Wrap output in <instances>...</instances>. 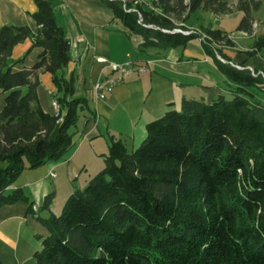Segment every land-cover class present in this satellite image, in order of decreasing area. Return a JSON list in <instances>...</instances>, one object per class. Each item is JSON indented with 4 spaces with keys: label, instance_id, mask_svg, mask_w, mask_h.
<instances>
[{
    "label": "trees",
    "instance_id": "obj_1",
    "mask_svg": "<svg viewBox=\"0 0 264 264\" xmlns=\"http://www.w3.org/2000/svg\"><path fill=\"white\" fill-rule=\"evenodd\" d=\"M99 1L129 37L140 38L142 51L186 48L198 38L175 32L173 13L236 10L243 13L237 31L250 35L252 13L261 6L260 0H237L234 6L223 0H153L160 11L155 13L136 0ZM33 2L37 32L0 28V207L24 202L35 214L22 189L7 188L24 170L61 159L73 145L79 114L90 108L74 96V76L66 78L71 43L55 17L60 0ZM203 32V50L233 85L231 98L183 99L178 110L146 125L145 139L131 152L110 138L104 168L74 190L61 214L37 216L48 236L34 264H264V104L253 92L264 90V79L229 63L220 47L233 43L221 30ZM27 39L42 53L33 67L14 71L23 58L13 60L12 50ZM262 47L259 38L248 54ZM43 72L56 89L54 115L39 105ZM53 198L47 195L41 210L49 211Z\"/></svg>",
    "mask_w": 264,
    "mask_h": 264
},
{
    "label": "crops",
    "instance_id": "obj_2",
    "mask_svg": "<svg viewBox=\"0 0 264 264\" xmlns=\"http://www.w3.org/2000/svg\"><path fill=\"white\" fill-rule=\"evenodd\" d=\"M223 1L236 4L235 0ZM36 10L33 0H0V28L27 26L37 32L31 17ZM197 13H194L195 18ZM203 14L207 21L214 22L217 18L219 21L215 22L220 24L214 29L224 31L234 43L222 48L231 65L253 72L264 70V47L248 54L257 37L264 38V21L257 31L253 29L254 36L253 32L248 35L237 31L243 17L241 12L233 14L235 19L230 24L226 21L232 14ZM55 17L71 43L72 59L65 68L66 78L74 76V96L85 98L90 112L79 114L78 124L72 129L73 145L61 159L24 170L7 188V193L22 189L34 203L36 215L28 211L24 202L0 207V261L4 264H34L33 255L42 249V241L48 236L37 216L46 218L49 213L61 214L74 190L83 189L97 171H101L98 170L100 164H96L95 172L89 167L93 159L103 161L110 138L121 141L131 152L145 139L146 125L169 110H178L183 99H202L210 103L219 95L231 98L229 90L233 85L218 72L198 39L189 42L186 48L142 51L138 46L140 38L129 37L114 20L112 11L99 0H60ZM41 53V48H32L30 39L16 45L11 57L13 60L23 58V61L14 71L33 67ZM129 62L148 64L150 72L132 74L115 86L105 99L96 98L92 87L99 79L111 75L109 63ZM39 83L37 97L41 109L44 113L56 114L52 108L56 89L51 75L40 73ZM253 92L264 104V90ZM4 102L5 96L0 95V110ZM50 193L54 194L50 210H41L44 198Z\"/></svg>",
    "mask_w": 264,
    "mask_h": 264
},
{
    "label": "rangeland",
    "instance_id": "obj_3",
    "mask_svg": "<svg viewBox=\"0 0 264 264\" xmlns=\"http://www.w3.org/2000/svg\"><path fill=\"white\" fill-rule=\"evenodd\" d=\"M236 1L237 0H235V2ZM136 3L137 4H143L149 10H153L155 13H160V11L157 8L153 7V1H151V0H136ZM188 3H189V0H184V5H187ZM228 4L234 6V4H232V3H228ZM204 12L205 11H202V10L194 12V13H197L196 14V16H197L196 18H195L194 13H190V12H188V10L183 12L181 17H177V14L173 13V16H172L174 18L173 22L178 27V29L175 30V32H178V33L184 32V33H187V35L195 33V34L198 35L197 39L199 40V42L202 45L203 42H204L203 40L207 39L206 38L207 36L204 34L203 29L204 28H212V29H214V28L218 27V25L220 24V23H216L215 22L216 20L219 21L217 18H215L216 20H214V22L207 21V18L205 16V14H203ZM235 12H237V11L233 10V12H231L230 14L233 15V14H235ZM253 15H254V17H256V20H257V21H255V23H253V29L255 31H257L260 28V26H261V21H264V0H261L260 9L257 12H254ZM215 16H220V15H215ZM234 16L235 15L228 17L226 23H228V24L232 23V21L235 19ZM217 30H220V29H217ZM222 32L227 36V34L224 31H222ZM253 35L255 36V32H253ZM257 39H258V37H257ZM224 47L225 46H221L220 49L222 50V48H224ZM248 52H252V48H250V50H248ZM216 55H217L218 59H220L222 62H225L218 54H216ZM255 72H258L259 74L262 73L264 75L263 70L262 71H255ZM107 154H108V151H107V153L105 155H102V156H104V157H102L103 161H100V160H97V159H93V162H92L93 164L89 167V170L92 171V172H95L97 170V167H95L96 164H100V165H98L99 166L98 168H100L98 170H102L104 168V166H105L104 159H105V156H107ZM93 165H94V167H92ZM97 172H99V171H97ZM87 183H86V185H87Z\"/></svg>",
    "mask_w": 264,
    "mask_h": 264
},
{
    "label": "built area",
    "instance_id": "obj_4",
    "mask_svg": "<svg viewBox=\"0 0 264 264\" xmlns=\"http://www.w3.org/2000/svg\"><path fill=\"white\" fill-rule=\"evenodd\" d=\"M181 33L187 35V33ZM97 61L101 63L104 62L102 59H97ZM109 69L111 71V75L99 79L92 87V92L96 98L100 100L105 99L115 86L121 84L132 74H147L150 72L148 64H136L132 62L124 64L109 63ZM260 75L264 79V75L262 73H260ZM52 108L54 111L59 110V106H56L55 101H52ZM33 209L35 210V207Z\"/></svg>",
    "mask_w": 264,
    "mask_h": 264
},
{
    "label": "bare ground",
    "instance_id": "obj_5",
    "mask_svg": "<svg viewBox=\"0 0 264 264\" xmlns=\"http://www.w3.org/2000/svg\"><path fill=\"white\" fill-rule=\"evenodd\" d=\"M55 104H56V102H55ZM56 106H58L57 104H56ZM58 111V110H57Z\"/></svg>",
    "mask_w": 264,
    "mask_h": 264
}]
</instances>
